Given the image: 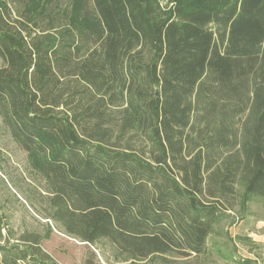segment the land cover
Returning <instances> with one entry per match:
<instances>
[{
	"label": "trees",
	"instance_id": "obj_1",
	"mask_svg": "<svg viewBox=\"0 0 264 264\" xmlns=\"http://www.w3.org/2000/svg\"><path fill=\"white\" fill-rule=\"evenodd\" d=\"M0 59L50 219L119 263L198 264L239 197L264 200V0H0ZM49 234L0 210V264H59Z\"/></svg>",
	"mask_w": 264,
	"mask_h": 264
},
{
	"label": "rangeland",
	"instance_id": "obj_2",
	"mask_svg": "<svg viewBox=\"0 0 264 264\" xmlns=\"http://www.w3.org/2000/svg\"><path fill=\"white\" fill-rule=\"evenodd\" d=\"M172 1L162 0L164 4ZM241 192L239 189V195ZM50 199L46 179L32 167L0 115V210L17 235L27 231L41 236L50 233L42 247L59 264H84L88 258L100 264H121L110 242L90 245L65 233L50 219ZM244 258L264 264V200L260 198L243 204L239 197L236 208L229 210L228 217L216 226L209 251L198 264H239L238 260Z\"/></svg>",
	"mask_w": 264,
	"mask_h": 264
}]
</instances>
